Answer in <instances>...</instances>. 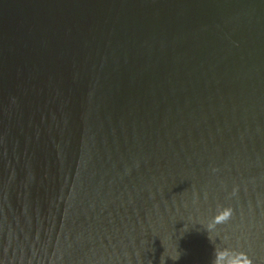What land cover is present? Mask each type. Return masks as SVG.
I'll list each match as a JSON object with an SVG mask.
<instances>
[{
    "label": "water",
    "instance_id": "95a60500",
    "mask_svg": "<svg viewBox=\"0 0 264 264\" xmlns=\"http://www.w3.org/2000/svg\"><path fill=\"white\" fill-rule=\"evenodd\" d=\"M0 264H264V0H0Z\"/></svg>",
    "mask_w": 264,
    "mask_h": 264
}]
</instances>
